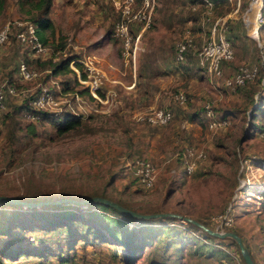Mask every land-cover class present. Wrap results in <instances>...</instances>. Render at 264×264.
<instances>
[{"label": "rangeland", "instance_id": "1", "mask_svg": "<svg viewBox=\"0 0 264 264\" xmlns=\"http://www.w3.org/2000/svg\"><path fill=\"white\" fill-rule=\"evenodd\" d=\"M122 2L52 0L53 29H45L48 42L45 50L38 53L21 45L12 27L17 20L30 19L29 10L34 9L28 3L20 5L19 0L5 1L0 9V28L8 23L11 33L0 43V82L12 78L19 88L27 89L28 95L36 93L40 85L49 86L63 110L70 108L66 101L70 100L86 119L80 130L51 138L47 134L11 136L10 128L4 125L6 120L3 122L1 117L12 104L21 101V96H6L0 113V193L46 198L66 194L84 196L97 191L121 199L139 211H176L206 220L214 228L228 226L236 230L255 263L264 264V163L251 162L248 157L241 160L242 156L264 157V118H260L264 109V88L255 76L249 82L258 84L259 91L250 94L249 86L232 90L223 83L224 77H212L200 68L194 73L196 65L189 62L183 64L182 73L174 70L167 74L164 70L168 65L175 68L171 60L179 40L190 36L199 45L219 17L225 19L226 35L234 48L233 58L223 64L224 75L240 64H256L261 70L264 24L257 18V33L250 32L246 20L250 0H219L210 12L199 0H133L134 14L127 19L131 33L128 54L114 29L121 17L118 3ZM250 25L253 29L256 22ZM60 40H65V48L56 51L55 57L94 52L108 74L120 77L104 82L99 89L105 92L109 85L117 91L115 104L107 105L87 96L75 100L68 93L60 94L57 90L59 81L65 78L63 75L44 79L46 71L38 65L39 60L50 56L52 44ZM21 58L38 71L36 77L17 78L16 65ZM180 89L187 93L185 103L174 98ZM254 100L261 109L253 108ZM206 102L212 104L218 116L226 115V126L209 129L202 115ZM151 105L171 107L172 121L152 125L133 116L134 112ZM191 113L193 120L189 119ZM256 124H262L261 129ZM182 144L199 146L206 151V157L188 174L182 171L175 154ZM136 158H148L155 164V180L148 188L133 177ZM73 207L70 211L82 214L83 221L90 225L97 227L106 223L110 226L104 229L105 239H92L96 244L80 248L83 243L77 242L80 253L95 251L105 264H125L126 260L122 246L115 244L110 229L117 228L115 235L124 236L139 224L144 230L135 236L141 247L128 256L133 264H246L232 238L209 236L180 217L142 218L92 203ZM11 211L24 214L20 219H13L8 215ZM51 214L54 213L40 208L28 213L24 205L17 209L0 203L3 225L0 224V228L16 220L27 224L26 234L30 230L41 232L38 226L49 225L48 220L54 218ZM111 218L118 223H113ZM157 222H169V225ZM78 226L74 227L78 229ZM12 230L14 235L20 234L19 228ZM16 237L21 241L25 239L24 234ZM55 260L51 257L52 263Z\"/></svg>", "mask_w": 264, "mask_h": 264}, {"label": "trees", "instance_id": "2", "mask_svg": "<svg viewBox=\"0 0 264 264\" xmlns=\"http://www.w3.org/2000/svg\"><path fill=\"white\" fill-rule=\"evenodd\" d=\"M5 1L6 0H0V9L3 8ZM213 1H214V5H216L219 2V0H213ZM25 3H28L29 6L31 7V9H34V10L33 11L29 10V12L32 13L30 15V19H23V20L30 21L34 24L35 32L37 33V35H38L39 39L42 41V43L44 45H46V43L48 42V39H47V36L45 34V29L46 28H50L51 30L53 29V23H52V20L50 18V9L52 6V0H19L20 5H23ZM118 16L119 17L121 16L120 9L118 10ZM12 27H14L15 36H16V32L23 28V26H19L15 23H13ZM9 33H11L10 28H9ZM65 43H66L65 40H63V41L60 40V42H58V43H53L51 55L44 58V59L39 60L38 65L42 69H45V71H46L44 74V79H49L52 76L63 75L65 78H63L59 81L60 87L57 90L58 92H61V91L62 92H69V91L76 90L81 95H83L84 97L87 96L88 98L92 99L93 97L90 94V92L88 91V88L79 83V81L77 79V72L69 66V61L71 59H75V58L79 57V54H68V55H64V56L60 55L58 57H55L56 51L64 50ZM20 44L24 45L23 43H20ZM231 44L233 45L232 41H231ZM24 46L28 47L27 45H24ZM190 56L192 57V60L194 61V63L191 60ZM232 58L227 59V60H222V62H221L222 76H220V77H225L224 70H223V64L225 62L231 60ZM21 59L25 60L28 64V61L25 58H21ZM18 62H17V65H18ZM74 62H75V65L77 66V68L80 72V76L85 77L86 73H85V70L83 68L82 63L76 59L74 60ZM171 62H173V65L175 66V68H173V66H171L173 68V70H181L182 72H184L185 68H184L183 64H186L188 62L191 65H194V66L196 65V70L194 71V73L198 72V68L205 70L203 67H201L200 65L197 64L195 52H194V49H192V48H188L186 50L184 61L177 62L175 60V55H174V58H173V60H171ZM262 63H264V61ZM17 65H16V68H17ZM250 65H252V64H250ZM176 72H178V71H176ZM233 72H231L227 76L231 75ZM179 73H180V71H179ZM67 74H70V75L73 74V76L72 77L66 76ZM16 75H17V78H20L22 80H29V79L34 78V77H32V78H28V79H23L21 76L18 75V72ZM255 76H257L256 77L257 81L260 84L261 88L263 89L264 88V64H261V70H260V67H259V69H257L253 78L246 79L242 84L237 85L235 87V89H238V88L243 87V86H249L247 88V91L250 94H252L253 91H259L260 86L258 84H252L251 85L249 82L251 80H254ZM11 79L12 78L6 80L7 84H14L19 89V87H20L19 84H17L16 81H13ZM77 85L78 86L80 85V87H78ZM42 87H46V86L40 85L38 90L36 91V93L40 92ZM21 88H24V87H21ZM47 88L51 89L49 86ZM36 93L28 95L26 92V95L21 96L20 102L12 104V107L8 108L3 113V116L1 117V119L3 118V122L6 120L4 122V125H5V127L10 128L9 130L11 131L10 132L11 136L22 134L25 137H27V136L40 137L43 134L44 135L47 134L51 138L54 135L63 134V133H66L68 131L80 130L82 128V126H83L82 124L84 123V120L86 119V117L83 114H81V113L76 114V113L70 111L69 109H64L60 112H54V110H51L47 107H37L34 104L29 102V99L32 98ZM99 94L103 95L104 92L99 90ZM250 94H249V96L252 97V95H250ZM8 95H18V94H11V93L7 92L6 96H8ZM5 99H6V97H5ZM186 101H187V99H186ZM257 102H258L257 100H254V103H255L254 107H253L254 109L260 108L258 106ZM167 107L172 110L173 116L166 123L159 124V125H166V124L170 123L174 117L173 109L169 106H167ZM213 110H214L215 117H226V115L218 116L216 114V110L214 109V107H213ZM262 110L263 111L260 113V115H261L260 118H264V109H262ZM193 113H195V112H193ZM193 113H191L189 116L190 120H193ZM30 114L34 115V117L31 116ZM202 115L206 117V122H207L208 117L204 113V106L202 109ZM142 121L149 123V124H152V125H158V124L150 123V122L145 121V120H142ZM256 125L261 129L262 124L261 125L256 124ZM185 145H183V144L180 145V147L177 150H182ZM177 157L179 159L180 164L182 165V171L184 173H187L185 170L182 159L179 157V155H177ZM246 157L251 159V162L259 163V164L261 162L264 163V157L260 158L258 156H242L241 160H243ZM133 177L137 181V183L140 184L138 179H137V176L135 174ZM95 194L103 195V196L109 197L111 199H114V197H111L110 195L98 193L97 191L89 192V193L85 194L86 196L85 195L82 196L83 194H78V195L66 194V195H61V196H72V197L79 198V197H87V196H91V195H95ZM22 198H24V197H22ZM46 198H48V197H46ZM46 198L32 197V198H25V199L38 200V199H46ZM114 200L120 202L123 205L128 206L127 205L128 203L123 202L121 199H114ZM0 203L11 205L17 209L20 206L24 205V204H19V203L2 202V201H0ZM87 203L100 205L102 208L103 207L110 208L112 210L117 211L118 213H124L123 211L115 208L114 206L106 204L102 201L92 200V201H89ZM75 205L80 206L83 204H77V203H73V202H62V203L59 202L58 205H52L51 203H40L38 205H36V204L35 205H24V206H26L28 213H32V212L36 211L38 208H40L43 211H48L50 213L51 212L54 213V214H51V215H54V218L48 220L49 225H47L46 227L38 226L39 230L45 231L47 233H43L42 231L38 232L37 230H30L29 229L30 231L27 230L29 232L26 234L25 231L27 229V227H26L27 224L18 223V222H16V220H12V222L7 223L6 225L4 224L5 230L3 229V227L0 228V234H2V237H0V264H33L35 262L38 264H65L68 262H77V261L86 260V259L91 258V257L95 258L96 260H98L102 264H105V262H103L99 259V257L95 253V251L87 253V254L80 253L79 252L80 249L77 246L78 245L77 242L80 241L81 243H83L82 246H79L80 248H84L87 244L93 245L95 243L94 241H92L93 238L95 239L96 237H98L99 239H101V238L105 239L107 237V234H105L104 229L107 230L110 228V226L106 223H101L102 225L100 224L99 226L96 227V226L90 225L89 223L83 221L84 216L82 214H77L73 211H70V210H72V206H74L73 208H76ZM135 210H137V209H135ZM155 211H165V210H155ZM141 212H154V211H141ZM23 214H24V212H21V211H19V212L18 211H11V213H9L8 215L13 217V219H15V218H19V216L20 215L22 216ZM164 216H171V215H161L158 217H156V216H154V217L155 218H163ZM154 217H146V218L154 219ZM175 217L176 216L171 217V218L175 219ZM111 220L113 223H118L117 222L118 220H116L114 218H111ZM184 221L187 223H192V224L196 225L195 223H193L189 220H184ZM200 221L205 223L207 226L214 228L212 223H210L206 220H200ZM157 223H158V225L159 224L164 225V226L169 225V224H167L169 222H165V224L163 222H157ZM0 224L2 225L1 220H0ZM76 224H79L78 229H76L74 227ZM141 225L142 224H139L135 228L129 230V232H127V234H125L124 236H116L115 235L116 233H118L117 228L116 229H110V232H111L113 239L116 240L115 244L121 245L122 249H123V254L126 255L125 264H133V260H129L128 256L130 254H133L135 250L140 249V247H141V244L136 241L138 236H135L138 232H141V233L143 232L144 227ZM31 226L33 229H35V227H36L34 224H32ZM196 226H198V225H196ZM16 227L19 228L20 234L14 235L16 233L12 229L16 228ZM199 228H201V227H199ZM201 229L209 236H212L215 238H223V237H220L217 235H213V234L207 232L203 228H201ZM225 229L234 230L228 226L225 227ZM53 231H56V232H53ZM234 231H236V230H234ZM49 232H50V234H49ZM21 234H24V236H25L24 241L18 240V238L16 237V236H20ZM238 234H240V233H238ZM113 235H115V236H113ZM224 237H230V236H224ZM230 238H232V237H230ZM232 239L236 242V240L234 238H232ZM141 243H144V242H141ZM236 244L238 245L237 242H236ZM249 252H250V250H249ZM93 254H94V256H92ZM250 255L252 257L251 252H250ZM51 257H54L56 259L54 263L51 262ZM252 259L254 261L253 257H252ZM254 264H256L255 261H254Z\"/></svg>", "mask_w": 264, "mask_h": 264}, {"label": "built area", "instance_id": "3", "mask_svg": "<svg viewBox=\"0 0 264 264\" xmlns=\"http://www.w3.org/2000/svg\"><path fill=\"white\" fill-rule=\"evenodd\" d=\"M122 4L118 3V7L121 11V17L115 22V34L122 38V43L124 50L130 54L131 33L128 29L127 19L130 15H133V0H122ZM200 5H205L207 12H210L214 1L213 0H199ZM257 18L260 22L264 24V5H260ZM19 26H23L22 29L16 32V38L20 43L27 45L34 52H43L46 46L39 39L37 33L35 32V26L30 21L17 20L14 22ZM224 18H217L210 28L209 35L196 45L193 39L188 36L179 40L176 43L175 60L177 62L184 61L185 52L188 48L194 49L197 64L203 67L212 77L222 76L221 62L222 60H227L233 57L234 48L231 44L229 37L226 35V24ZM9 24H5L0 28V43H3L8 38ZM264 45V34L262 36ZM134 55V54H133ZM78 60L82 63L85 70L86 76L81 77L80 72L75 65L74 60ZM75 59L69 61V66L77 72V79L80 84L86 86L88 91L92 95L94 101H99L106 103L107 105L115 104V97L117 91L113 88H106L103 95L99 94L100 87L104 84L106 80V74L99 65V56L94 52H82L81 55ZM257 71L256 64H240L238 68L229 76L223 78V83L230 89L234 90L237 85L242 84L246 79H251ZM18 75L23 79L32 78L38 75V71L35 68L30 67L27 62L20 59L17 65ZM18 94L20 96L26 95L25 88H17L14 84H7L6 80L0 82V112L5 105L6 93ZM68 93L72 95L75 100H83L84 96L78 91L73 90ZM174 98L180 103H184L187 99V94L183 90H178L174 94ZM67 105L70 106L69 110L78 114L79 112L74 109L70 100H66ZM29 102L37 107H47L54 112H60L63 109L59 106L60 101L56 98L55 93L47 88L42 87L41 91L36 93ZM204 113L208 117L207 125L210 129H217L219 127H224L228 124L226 117H215L212 104L206 102L204 104ZM31 115V114H30ZM34 117V115H31ZM133 116L138 120H145L153 124H164L169 121L173 112L167 106H150L148 109H143L134 112ZM264 133V129H263ZM176 155L182 159L185 170L187 173L194 171L197 162L206 157V151L204 148L195 146L192 144H187L182 150H176ZM134 174L137 176L139 183L144 187L148 188L152 186L155 180L156 168L155 164L148 158H136L134 161ZM220 216L217 218L219 219ZM228 223V220H224ZM219 229V227H216ZM220 229H223L220 227ZM94 256V254L92 255ZM38 264V263H33ZM65 264H102L95 258H88L86 260L77 262H68Z\"/></svg>", "mask_w": 264, "mask_h": 264}, {"label": "water", "instance_id": "4", "mask_svg": "<svg viewBox=\"0 0 264 264\" xmlns=\"http://www.w3.org/2000/svg\"><path fill=\"white\" fill-rule=\"evenodd\" d=\"M92 200L102 201L106 204L114 206L115 208H117V209L123 211L124 213L131 215V216L146 218V217H154V216H161V215H171V216L180 217V218H183L185 220H189V221L195 223L196 225L205 229L207 232H209L213 235H217L220 237L230 236V237L234 238L236 240V242L238 243L240 252L242 254V257L245 260V263L246 264H254V261L250 255L249 249L243 243L241 235L238 234L236 231L228 230V229L211 228V227L207 226L205 223H203L202 221H200L199 219L193 218L187 214L179 213L176 211H169V210L154 211V212H141V211L135 210L131 207H128L126 205H123L114 199H111L109 197L99 195V194H95V195H91V196H87V197H79V198L72 197V196H57V197H48L46 199L28 200V199L19 197L17 195L0 193V201L19 203V204H24V205H35V204L38 205L40 203H52V202H56V203L57 202L58 203L59 202H73V203H77V204H85V203L92 201Z\"/></svg>", "mask_w": 264, "mask_h": 264}, {"label": "bare ground", "instance_id": "5", "mask_svg": "<svg viewBox=\"0 0 264 264\" xmlns=\"http://www.w3.org/2000/svg\"><path fill=\"white\" fill-rule=\"evenodd\" d=\"M260 5H264V0H250L249 7H248L247 12H246V17H247L246 20H247L248 28H249L250 32L252 34H255V35H256L257 29H258L257 16H258V12L260 9ZM255 22H256V25L252 29V26L250 24L255 23ZM60 203H62V202H60Z\"/></svg>", "mask_w": 264, "mask_h": 264}, {"label": "crops", "instance_id": "6", "mask_svg": "<svg viewBox=\"0 0 264 264\" xmlns=\"http://www.w3.org/2000/svg\"><path fill=\"white\" fill-rule=\"evenodd\" d=\"M109 64V63H108ZM99 65H100V67L102 68V70L105 72V74H106V80H105V82H107V81H115V80H119L120 79V77H119V79H118V77L116 76V74H113V75H110V74H108L106 71H107V68H105L103 65H102V63H101V61H100V58H99ZM165 71H166V73L167 74H171L174 70H173V68L171 67V66H169L168 65V68H165ZM175 71H180V73H182V71L181 70H175ZM121 81V80H120ZM105 84V83H104ZM110 86L108 85L107 86V88H109ZM164 86L162 85V86H160V89H162ZM112 88V87H111ZM155 91V90H154ZM158 95V92H157V94H156V96ZM151 106H154V105H151Z\"/></svg>", "mask_w": 264, "mask_h": 264}]
</instances>
